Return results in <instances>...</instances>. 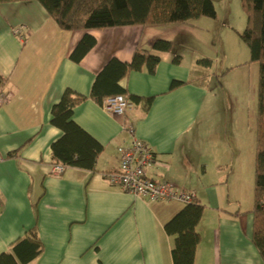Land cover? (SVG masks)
<instances>
[{"label": "crops", "instance_id": "obj_1", "mask_svg": "<svg viewBox=\"0 0 264 264\" xmlns=\"http://www.w3.org/2000/svg\"><path fill=\"white\" fill-rule=\"evenodd\" d=\"M19 25L23 37L12 31ZM211 25L202 17L66 31L35 0L0 4V91L6 94L0 104V253L35 226L43 251L27 264H173V237L163 225L184 205L135 197L105 178L131 139L129 124L154 152L148 176L191 190L204 207L194 264H264L251 241L252 206L241 207L240 138L229 142L214 130L213 61L197 62L205 58L199 42ZM84 34L95 44L74 62L69 55ZM157 38L171 40L173 50H151ZM136 47L159 56V63L154 73L132 71L123 83L129 97H152L150 106L134 101L120 115L90 98L77 104L73 120L102 151L92 170L67 166L62 175H50V146L62 134L50 123L52 105L67 88L88 96L105 63L130 61ZM173 80L183 84L171 90Z\"/></svg>", "mask_w": 264, "mask_h": 264}, {"label": "trees", "instance_id": "obj_2", "mask_svg": "<svg viewBox=\"0 0 264 264\" xmlns=\"http://www.w3.org/2000/svg\"><path fill=\"white\" fill-rule=\"evenodd\" d=\"M25 0H0V4ZM45 9L61 30H103L132 25H162L185 23L200 17L216 18L212 0H35ZM246 14V25L239 34L249 50L250 60L258 63L257 117L255 127L254 197L251 208V241L264 263V0H240ZM95 44V39L84 34L69 57L79 62ZM171 40L157 38L151 50L172 51ZM181 57L175 54L172 62L178 64ZM159 56L150 50L136 47L131 60L123 62L110 58L96 74L88 96L70 88L63 91L58 102L52 105L51 125L61 130L60 137L51 143L53 163H61L92 170L102 146L78 126L72 118L73 108L90 98L103 105L108 97L126 94L123 81L132 71L154 73ZM198 63L210 65V59L201 58ZM3 78L0 76V87ZM183 82L173 80L169 89ZM135 102H143L148 108L152 97L131 95ZM203 205L196 202L184 205L164 223L165 232L173 237L171 250L173 264H194L195 249L200 236L197 226L203 215ZM43 251V245L35 226L27 229L22 237L14 240L10 250L0 253V264H27Z\"/></svg>", "mask_w": 264, "mask_h": 264}, {"label": "rangeland", "instance_id": "obj_3", "mask_svg": "<svg viewBox=\"0 0 264 264\" xmlns=\"http://www.w3.org/2000/svg\"><path fill=\"white\" fill-rule=\"evenodd\" d=\"M212 1L216 18L205 17L212 25L203 30L199 48L213 61L215 74L209 88L216 96L214 130L229 142L240 138L236 146L241 148L244 168L241 207H248L254 197L258 63L250 60L248 47L239 36L246 25L240 0Z\"/></svg>", "mask_w": 264, "mask_h": 264}, {"label": "built area", "instance_id": "obj_4", "mask_svg": "<svg viewBox=\"0 0 264 264\" xmlns=\"http://www.w3.org/2000/svg\"><path fill=\"white\" fill-rule=\"evenodd\" d=\"M25 26L19 25L12 29L13 33L23 37ZM6 99V94L0 91V104ZM134 101L127 94H119L104 100L103 107L114 114L123 115L134 106ZM127 131L131 139L121 152L119 166L116 170L105 174L111 185L119 187L124 192L135 197L145 198L148 201H174L182 205L193 203L195 195L191 190L185 189L172 182L154 179L148 176L147 170L153 166L155 155L148 143L134 135V129L129 124ZM67 166L57 162L52 163L49 174L60 176Z\"/></svg>", "mask_w": 264, "mask_h": 264}]
</instances>
